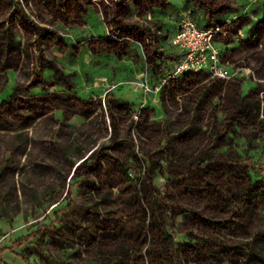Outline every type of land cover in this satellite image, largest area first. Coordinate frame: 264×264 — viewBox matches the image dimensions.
<instances>
[{
    "label": "rangeland",
    "instance_id": "obj_1",
    "mask_svg": "<svg viewBox=\"0 0 264 264\" xmlns=\"http://www.w3.org/2000/svg\"><path fill=\"white\" fill-rule=\"evenodd\" d=\"M120 1L0 0V264H264V0Z\"/></svg>",
    "mask_w": 264,
    "mask_h": 264
},
{
    "label": "built area",
    "instance_id": "obj_2",
    "mask_svg": "<svg viewBox=\"0 0 264 264\" xmlns=\"http://www.w3.org/2000/svg\"><path fill=\"white\" fill-rule=\"evenodd\" d=\"M218 33L217 26L199 27L190 17L182 18L172 41L182 55L172 77L183 73L206 72L224 82L231 80L232 75L222 64L220 52L215 46Z\"/></svg>",
    "mask_w": 264,
    "mask_h": 264
},
{
    "label": "trees",
    "instance_id": "obj_3",
    "mask_svg": "<svg viewBox=\"0 0 264 264\" xmlns=\"http://www.w3.org/2000/svg\"><path fill=\"white\" fill-rule=\"evenodd\" d=\"M123 1L124 0H122V1H120V3L122 4L123 3ZM148 1V0H147ZM137 3H136V7H139L140 8V3L138 2V0L136 1ZM151 2H154V6H160V5H162L163 6V3H162V0H151ZM22 13H23V11L22 10H20ZM120 18V16L119 15H114L113 17H112V20L113 21H117L118 22V25L119 24H121L120 26H121V30L123 29H125V30H128V27L129 26H131L130 24H128V23H126L125 24V22H126V20L124 19V20H122V19H119ZM122 23H124V25H122ZM263 25H264V23H263ZM36 29H38V28H36ZM148 29V28H147ZM39 30V29H38ZM138 30H139V28H138ZM150 32H151V30L150 29H148ZM41 31H44V30H42L41 29ZM46 31L44 32V34L43 35H41V36H45L46 35ZM183 77H188L187 75H184ZM185 78H183L184 80H185ZM221 81V80H220ZM198 108H199V106H197ZM104 264V263H103Z\"/></svg>",
    "mask_w": 264,
    "mask_h": 264
},
{
    "label": "crops",
    "instance_id": "obj_4",
    "mask_svg": "<svg viewBox=\"0 0 264 264\" xmlns=\"http://www.w3.org/2000/svg\"><path fill=\"white\" fill-rule=\"evenodd\" d=\"M190 18L193 20V18H194V15L192 14V15H190ZM126 20H128V19H126ZM195 23V22H194ZM197 25V24H196ZM197 26H199V25H197ZM199 27H201V26H199ZM55 115H60V116H62V110L60 111V112H56V113H54ZM75 122V121H74Z\"/></svg>",
    "mask_w": 264,
    "mask_h": 264
}]
</instances>
